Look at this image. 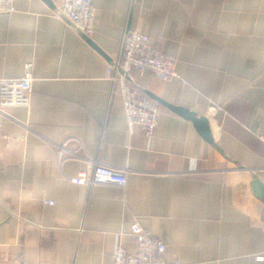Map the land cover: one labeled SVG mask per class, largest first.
<instances>
[{
	"label": "crops",
	"instance_id": "obj_1",
	"mask_svg": "<svg viewBox=\"0 0 264 264\" xmlns=\"http://www.w3.org/2000/svg\"><path fill=\"white\" fill-rule=\"evenodd\" d=\"M90 1L106 58L42 0L0 15V79L32 66L29 105L0 110V264H114L117 245L136 251L134 222L165 262L264 264V0ZM128 24L183 80L132 70L137 85L206 117L213 145L156 102L153 134L130 133L106 75ZM95 164L125 188L69 181Z\"/></svg>",
	"mask_w": 264,
	"mask_h": 264
},
{
	"label": "built area",
	"instance_id": "obj_2",
	"mask_svg": "<svg viewBox=\"0 0 264 264\" xmlns=\"http://www.w3.org/2000/svg\"><path fill=\"white\" fill-rule=\"evenodd\" d=\"M14 4L15 0H0V15L14 13ZM54 13L68 29L77 32L83 39L92 38L96 12L90 0H62L55 6ZM132 70L150 72L162 82L183 80L177 74L175 62L168 59L159 48L152 46L148 36L138 31L124 34L117 61L110 62L106 68L107 78L112 83L111 95L121 98V108L130 133L138 126L146 136H151L161 111L137 85L131 75ZM31 94L32 66L27 64L21 78L0 79V110L28 106ZM69 181L77 186L114 185L119 188H125L127 183L123 172L104 164H95L90 173L80 172ZM43 205L54 206V201L44 200ZM130 236L135 242L136 251L130 253L117 245L113 252L114 264H180L177 261L165 262V245L138 222L131 225ZM256 261L263 262L264 256H258Z\"/></svg>",
	"mask_w": 264,
	"mask_h": 264
},
{
	"label": "water",
	"instance_id": "obj_3",
	"mask_svg": "<svg viewBox=\"0 0 264 264\" xmlns=\"http://www.w3.org/2000/svg\"><path fill=\"white\" fill-rule=\"evenodd\" d=\"M42 1L45 4H47L48 6H50L52 10H55V6L50 0H42ZM128 31H129V24L126 28V32H128ZM84 40L86 41V43L89 46H91L95 51H97L103 57H105V58L107 57L91 39L85 38ZM144 93L154 102L158 103L159 105L164 106L165 108H167L168 110H170L171 112L176 114L177 116H179V117H181L187 121H190L193 124V126L196 129L199 136L205 142H207L210 145L214 144L212 134H211L210 125H209L208 119L206 117L198 116L196 113H194L188 109L170 105V104L160 100L156 96L150 94L149 92H144ZM254 189L257 192V194L260 197H262V200L264 202V189L261 187V185H259L257 182H255L254 183Z\"/></svg>",
	"mask_w": 264,
	"mask_h": 264
}]
</instances>
